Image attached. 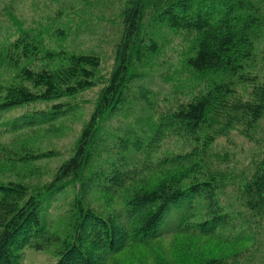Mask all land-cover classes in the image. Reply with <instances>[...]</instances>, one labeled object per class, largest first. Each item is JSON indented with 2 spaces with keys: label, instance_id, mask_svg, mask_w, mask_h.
I'll use <instances>...</instances> for the list:
<instances>
[{
  "label": "trees",
  "instance_id": "obj_1",
  "mask_svg": "<svg viewBox=\"0 0 264 264\" xmlns=\"http://www.w3.org/2000/svg\"><path fill=\"white\" fill-rule=\"evenodd\" d=\"M13 9L12 1L5 10L17 34L0 40V121L15 109L52 105L3 123L25 131L75 112L73 101L101 84L102 59L57 49L50 27L27 28ZM120 16L114 67L51 181L30 184L40 178L36 165L56 152L0 151L23 163L22 173L12 162L0 169V177L22 176L0 180V264H22L26 246L54 247L57 264H230L224 253H235L236 241L225 231L241 216L236 206L264 214V152L237 204L225 201L229 175L212 152L236 130L255 141L264 121L255 67L264 0H125ZM159 28L192 36L186 67L219 76L160 113L145 71L161 51ZM59 197L72 199L55 224Z\"/></svg>",
  "mask_w": 264,
  "mask_h": 264
},
{
  "label": "rangeland",
  "instance_id": "obj_2",
  "mask_svg": "<svg viewBox=\"0 0 264 264\" xmlns=\"http://www.w3.org/2000/svg\"><path fill=\"white\" fill-rule=\"evenodd\" d=\"M12 1L13 13L25 27H50L53 34L48 38L57 49L97 53L102 59L100 79L105 81L110 76L116 59L115 47L122 32L120 14L125 0H0V40L17 34V26L10 20L5 10L7 4ZM56 28L62 32L56 34ZM155 35L159 38L161 51L151 60V64L147 65L145 71L148 74V84L155 96L156 110L160 113L189 101L219 76L198 75L186 67L185 58L193 43L192 36L166 28L155 30ZM255 64L256 72L264 79V36L257 44ZM102 81L97 88L73 101L79 104L75 112L52 123L25 131H9L3 126V123L28 111L48 110L51 104L15 109L0 121V151H12L10 154L6 153L19 157L24 149L31 154L48 151L57 153L54 159L44 160L36 165L41 168L40 178L33 179L31 185L40 186L51 181L59 165L69 157L83 126L93 112L97 95L103 88ZM116 123L117 120L113 119V125ZM255 137V141H250L236 130L229 138L220 139L212 148V152L220 156L218 161L229 175L230 184L225 198L227 203L237 204L239 188L251 177L255 163L264 152L262 146L264 121ZM168 144L166 143L164 148H167ZM9 162L20 168L17 172L22 173L21 160L17 157L10 160L0 154V169H6ZM15 172L0 177V180L22 178ZM71 199L59 197L52 204L50 214L55 224L67 214ZM236 210L241 216L232 221L233 231H225V236L235 238L236 248L233 249L235 253L232 254L230 250L224 254L230 256L228 258L230 264H264V214L258 213L254 216L239 204ZM165 239H171V231L165 234ZM54 251V247L38 250L26 246L23 249L22 264H57Z\"/></svg>",
  "mask_w": 264,
  "mask_h": 264
}]
</instances>
